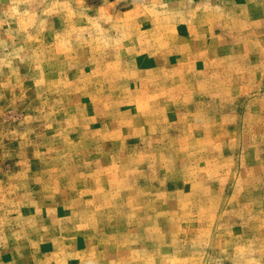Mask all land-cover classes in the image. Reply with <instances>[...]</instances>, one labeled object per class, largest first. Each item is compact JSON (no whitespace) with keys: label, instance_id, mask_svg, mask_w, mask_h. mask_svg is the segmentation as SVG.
<instances>
[{"label":"rangeland","instance_id":"1","mask_svg":"<svg viewBox=\"0 0 264 264\" xmlns=\"http://www.w3.org/2000/svg\"><path fill=\"white\" fill-rule=\"evenodd\" d=\"M0 264H264V0H0Z\"/></svg>","mask_w":264,"mask_h":264}]
</instances>
